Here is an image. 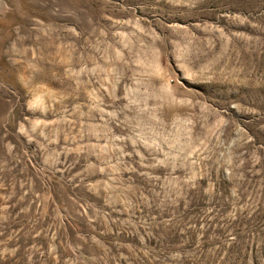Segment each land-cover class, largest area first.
Segmentation results:
<instances>
[{"label":"rangeland","instance_id":"obj_1","mask_svg":"<svg viewBox=\"0 0 264 264\" xmlns=\"http://www.w3.org/2000/svg\"><path fill=\"white\" fill-rule=\"evenodd\" d=\"M0 264H264V0H0Z\"/></svg>","mask_w":264,"mask_h":264}]
</instances>
